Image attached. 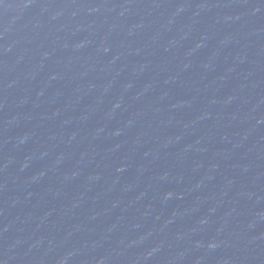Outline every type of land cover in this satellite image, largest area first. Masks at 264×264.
Listing matches in <instances>:
<instances>
[{
  "label": "water",
  "instance_id": "95a60500",
  "mask_svg": "<svg viewBox=\"0 0 264 264\" xmlns=\"http://www.w3.org/2000/svg\"><path fill=\"white\" fill-rule=\"evenodd\" d=\"M264 168V0H0V264H93Z\"/></svg>",
  "mask_w": 264,
  "mask_h": 264
}]
</instances>
